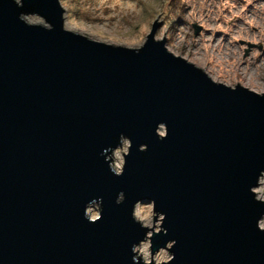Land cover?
<instances>
[{
	"label": "water",
	"instance_id": "obj_1",
	"mask_svg": "<svg viewBox=\"0 0 264 264\" xmlns=\"http://www.w3.org/2000/svg\"><path fill=\"white\" fill-rule=\"evenodd\" d=\"M64 15L0 0V264H146L144 242L150 264L163 250L161 264H264V91L170 53L158 20L133 49ZM142 203L158 231L136 220Z\"/></svg>",
	"mask_w": 264,
	"mask_h": 264
},
{
	"label": "rangeland",
	"instance_id": "obj_2",
	"mask_svg": "<svg viewBox=\"0 0 264 264\" xmlns=\"http://www.w3.org/2000/svg\"><path fill=\"white\" fill-rule=\"evenodd\" d=\"M65 10V29L94 41L139 48L151 25L158 20L156 39L166 40V49L201 69L212 81L228 87L240 85L253 92L264 91V0H59ZM29 23L43 24L36 16ZM199 29L198 31H196ZM128 143L111 157L120 172ZM264 201V173L254 189ZM93 204L87 215L95 219ZM134 216L143 226L158 231L161 216L152 206H136ZM152 216H156L153 222ZM264 229V217L259 222ZM136 257L151 263L149 244L135 248ZM170 259L167 251L152 257L154 264Z\"/></svg>",
	"mask_w": 264,
	"mask_h": 264
},
{
	"label": "built area",
	"instance_id": "obj_3",
	"mask_svg": "<svg viewBox=\"0 0 264 264\" xmlns=\"http://www.w3.org/2000/svg\"><path fill=\"white\" fill-rule=\"evenodd\" d=\"M121 147V146H120ZM120 147H119V149H120ZM118 150V149H117ZM260 181V180H259ZM147 243V242H146ZM137 248V247H136Z\"/></svg>",
	"mask_w": 264,
	"mask_h": 264
},
{
	"label": "clouds",
	"instance_id": "obj_4",
	"mask_svg": "<svg viewBox=\"0 0 264 264\" xmlns=\"http://www.w3.org/2000/svg\"><path fill=\"white\" fill-rule=\"evenodd\" d=\"M173 258H174V256H173Z\"/></svg>",
	"mask_w": 264,
	"mask_h": 264
}]
</instances>
